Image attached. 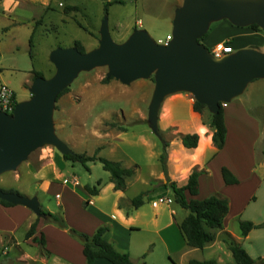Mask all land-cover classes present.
<instances>
[{"label": "rangeland", "instance_id": "374dc122", "mask_svg": "<svg viewBox=\"0 0 264 264\" xmlns=\"http://www.w3.org/2000/svg\"><path fill=\"white\" fill-rule=\"evenodd\" d=\"M123 1L113 2L107 14L103 0H49L44 9L39 4L21 0L15 5L12 16L9 11L0 9V85L7 83L15 91L18 101L29 98L34 70L40 71L46 78L55 73V66L49 58L51 51L59 46H72L75 40H80L86 50L93 49L98 45L99 30L105 15L109 17L111 35L116 42L124 41L135 28L146 29L155 40L172 33L178 0ZM71 4L79 6V9L65 12ZM64 13L71 16L65 17ZM32 17L34 21H29ZM14 19H22L23 22L14 25ZM221 20L213 21L208 29V35L212 39L222 36L214 33L215 26ZM36 21L39 24L36 25ZM6 26L7 31L4 29ZM32 35L33 43L30 42ZM226 40L237 50L234 41ZM238 41L249 44L248 47L264 50V29L261 28L258 33L241 30ZM107 71L108 67L101 66L81 72L69 86V90L57 99L54 110L56 132L75 152L87 155L97 152L99 156L119 161L126 167H135V170L139 167L135 175L128 179L127 193L137 196L142 191H148L145 199L154 198L153 201L148 199L144 202L145 206L141 210L143 213L137 218L139 226L144 228L142 232H137L138 235L151 236L150 231L154 228L151 219L154 208L152 203L158 204L154 209L160 213L159 223L168 221L172 209H178L180 216L188 214V210L180 208L174 199L168 203L167 199L171 197L167 195H170L172 189L164 186L158 176L164 173L160 161L162 140H167L169 146L176 148L180 131L192 128L195 124L186 127L174 125L167 129H161L159 124L161 137L158 136L148 119L155 85L154 76L135 80L129 85L114 78L104 83ZM185 93L188 92H176L165 98L160 108L159 120L161 117H170L174 111L179 119L187 120L188 104L183 101L176 102V106L171 104L174 98L181 95H187L195 101L191 93ZM197 115L195 123L208 127V109L203 113L197 112ZM200 131L203 136L207 133L206 128ZM249 137L252 138L251 135ZM205 145L202 137L199 149H203ZM87 166L88 168L80 162L66 160L53 145H44L33 151L16 170L1 174L0 187L37 196L43 210L62 214L71 227L78 228L75 225H80L82 220L78 208L83 207L85 199L82 187L110 178V172L103 168L100 161H89ZM221 182L222 178L213 179L208 187L203 184V188H206L205 191L215 192L220 188ZM44 186H49L46 192L41 190ZM57 194L61 197H57ZM122 206L131 208L129 198L122 200ZM39 218L44 225L45 217L40 215ZM4 220L6 221L5 218ZM47 223L60 229L66 237L81 243L67 229L55 223ZM28 227V221L22 220L15 229L16 239L22 244ZM154 241L157 248L162 249L160 240L154 237ZM15 242L8 233H0L1 263L10 264L6 257L15 254ZM167 257L176 264L177 255Z\"/></svg>", "mask_w": 264, "mask_h": 264}, {"label": "crops", "instance_id": "0c3cea01", "mask_svg": "<svg viewBox=\"0 0 264 264\" xmlns=\"http://www.w3.org/2000/svg\"><path fill=\"white\" fill-rule=\"evenodd\" d=\"M20 1L0 0V9L9 11L12 16L15 5ZM26 1L31 4H39L42 9L49 2V0ZM181 1L178 0L177 6L180 5ZM64 14L65 17L71 16V14ZM21 20L14 19L13 24H21L23 22ZM28 20L34 21V18L32 17ZM37 24L39 23L36 21ZM4 29L7 31L8 27L6 26ZM241 30H244L246 33H258L251 27H240L232 24L228 19H222L215 26L214 30V33L222 35L221 38L212 39L211 35H207L203 43L211 48L218 43L229 41L226 39H231L234 41L237 49L248 47L249 44H243L238 41ZM25 99L28 98H22L21 100ZM181 101L186 102L189 106L187 120L179 119L174 111L170 117L160 118V128L167 129L174 125L186 127L190 124H195L192 128H183L180 133H198L200 139L195 148L185 147L181 139L177 140L176 148L173 145L168 146V177L170 180L177 182L178 185H184L187 183L192 171L197 168L201 170V174L199 178V194L196 197L202 199L212 194L220 193L229 198L230 206L223 221L224 227L216 232L215 240L204 248L188 246L179 227V223L187 214L180 216L178 209H172L168 221L166 223H159L160 213L154 209L158 206L157 203L156 205L152 203L154 207L151 216L154 224V228L150 231L152 235H138L137 232L144 230L143 227L139 226L137 218L143 213L141 210L145 206V203L138 208L131 206L129 209L120 205L124 198H129L131 205L132 198L136 196H130L127 193L129 188L128 179L131 177L127 178L128 187L125 191L116 190L110 178L101 180L102 184L97 195H91L84 185L82 187L83 192H85L83 207L80 206L78 208L82 220L80 225L75 226L80 231L93 234L99 226L108 225L110 229L105 234V238L113 242L118 250L129 252L131 259L138 264L143 262L145 264H175L167 257L168 255L172 257L174 254L178 257L176 264H187L190 259H215L220 264H238L235 262L228 245L223 241L224 232L230 233L236 242L240 243L254 259L264 258V226L253 228L246 236L241 234L239 226V219L249 220L256 224L264 222V78L252 81L241 95L235 97L224 106L227 136L226 143L221 149H218L213 143L212 129L202 124H196L197 122L195 123L198 115L193 108V99L187 95H181V97L174 98L171 104L176 106ZM202 128L207 129L205 136L200 131ZM202 137L205 139L206 145L200 150L199 144ZM223 166L232 171L239 179L238 183L227 184L224 182L221 173ZM158 178H160V181L165 186L167 178L164 173L159 175ZM219 178H222V182L218 191H205L208 183L211 184L213 179L218 180ZM203 184H205V189L203 188ZM48 188L49 186H44L41 190L46 192ZM167 188L170 187L167 186ZM56 196L61 197L60 194ZM167 197L174 199L173 191ZM148 199L149 201L150 199L154 200L152 197ZM147 200L145 199L144 202ZM37 217L26 206L14 204L5 206L0 203V233H8L10 238L16 240L15 254L6 257L8 263L86 264L83 244L66 237L60 229L55 228L54 225L45 222V220L44 225L39 220L36 235H39L41 232L44 233L46 240L45 248L49 251L48 254L42 253L38 242L33 241L32 238L26 239V233L25 242L23 244L20 243L16 239L15 229L22 220L28 221L30 227ZM154 237L160 240L163 246L162 249L157 248ZM94 264L112 263L107 259L98 258Z\"/></svg>", "mask_w": 264, "mask_h": 264}, {"label": "water", "instance_id": "95a60500", "mask_svg": "<svg viewBox=\"0 0 264 264\" xmlns=\"http://www.w3.org/2000/svg\"><path fill=\"white\" fill-rule=\"evenodd\" d=\"M221 19L242 27L257 24L264 29V0H183L175 9L168 44L159 43L143 28L116 42L105 15L98 45L93 49L82 52L74 45L53 49L49 58L55 73L49 78H34L30 97L19 101L12 114L0 110V175L16 170L44 145L55 146L63 155L74 152L56 132L57 97L81 72L96 67H108L106 77L126 85L154 76L148 119L160 137V108L170 94L191 93L211 113H218L221 103L241 95L255 79L264 78V50L242 47L217 58L200 41L211 23ZM0 199L42 215L37 196L0 187Z\"/></svg>", "mask_w": 264, "mask_h": 264}, {"label": "trees", "instance_id": "16d2710c", "mask_svg": "<svg viewBox=\"0 0 264 264\" xmlns=\"http://www.w3.org/2000/svg\"><path fill=\"white\" fill-rule=\"evenodd\" d=\"M105 2L104 10L107 14L109 11V6L113 3H123V0H103ZM70 9H79V6L72 5L66 8L67 12ZM254 31L260 32L261 28L257 24H252L250 26ZM137 29V28H135ZM208 35V32L200 38L203 42L204 38ZM33 43V35L30 39ZM230 42V41H226ZM231 43V42H230ZM232 44V43H231ZM33 45V44H31ZM80 51L85 52L86 49L80 40H75L73 43ZM209 48V47H208ZM38 76H43L40 71H33L32 78ZM113 77L103 78V82H109ZM67 90L69 87L64 89L57 97V99ZM193 108L195 111L203 113L205 109H208L204 104L194 101ZM209 111V110H208ZM209 123L208 127L212 129V140L214 145L221 149L226 143L227 136V126L225 122L224 106L221 103L220 110L218 113L214 114L209 111ZM179 138L182 143L187 148H195L198 145L200 136L198 133H186L179 134ZM163 147L160 155V161L162 164V169L165 175H168L167 167V155L169 142L167 140H162ZM64 158L71 162H80L87 168V163L89 161H100L103 164V168L110 172V181L114 183V188L116 190L125 191L128 187L127 178L131 177L135 173V167H125L119 161H115L103 156H99L97 152L93 155H87L85 153L73 152L70 154H65ZM221 173L224 182L227 184H235L239 182V179L232 173V171L223 166ZM201 170L195 168L190 174L188 181L184 185H178L177 182L167 178L166 186H169L174 193V200L180 207L188 210L187 216L179 223L180 230L190 247L204 248L209 243L213 242L216 238V232L221 230L223 226V221L225 216L229 211L230 201L227 196L220 193L212 194L206 198L196 197L199 194L200 189V178ZM101 180L93 186L86 184L85 189L91 195H97L100 191ZM5 190V189H4ZM8 191H17L10 189ZM19 192V191H18ZM148 191H142L137 196L133 197L131 200V206L138 208L144 204L145 195ZM0 203L5 206H11L12 203L0 199ZM87 204V202H86ZM122 206V203H120ZM42 215L45 217L46 222L55 223L61 228L67 229L69 233L77 237L83 244V253L86 257V264H94L98 258H104L110 261L112 264H138L131 259L129 252H123L117 249L115 244L105 238V234L109 231L110 227L108 225L99 226L93 234H88L86 232L80 231L77 228L71 227L66 221L65 217L59 213H52L50 211H45L42 209ZM39 216L32 222L31 226L26 232V239L32 238L33 241L38 242L42 253L48 254L49 251L45 248L46 240L44 233L41 232L36 235L37 226L39 223ZM239 226L241 234L246 236L253 228L264 226V222L256 224L249 220L239 219ZM223 241L228 245L229 249L233 254V258L238 264H264V258L258 260L254 259L247 250L236 240L234 237L228 233L224 232ZM0 264H3L0 262ZM145 264V262L141 263ZM187 264H220L215 259H190Z\"/></svg>", "mask_w": 264, "mask_h": 264}, {"label": "built area", "instance_id": "2783aa9c", "mask_svg": "<svg viewBox=\"0 0 264 264\" xmlns=\"http://www.w3.org/2000/svg\"><path fill=\"white\" fill-rule=\"evenodd\" d=\"M172 39V34H167L165 38L157 40L159 43L168 44V42ZM210 52L213 56L220 58L226 53H232L236 49L230 42H222L218 43L212 48H209ZM18 103V98L15 91L5 83L0 85V110L12 114L15 110V107ZM223 106L227 105V102L222 103ZM168 203L173 202V199H167Z\"/></svg>", "mask_w": 264, "mask_h": 264}]
</instances>
